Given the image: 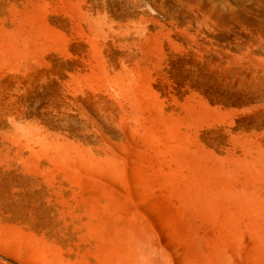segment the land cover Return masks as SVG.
I'll return each mask as SVG.
<instances>
[{"label": "rangeland", "instance_id": "1", "mask_svg": "<svg viewBox=\"0 0 264 264\" xmlns=\"http://www.w3.org/2000/svg\"><path fill=\"white\" fill-rule=\"evenodd\" d=\"M0 264H264V0H0Z\"/></svg>", "mask_w": 264, "mask_h": 264}]
</instances>
